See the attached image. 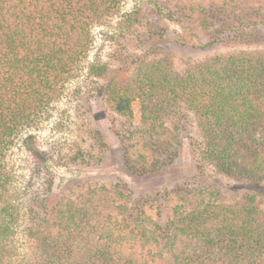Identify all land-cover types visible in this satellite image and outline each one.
I'll return each mask as SVG.
<instances>
[{"label": "trees", "instance_id": "16d2710c", "mask_svg": "<svg viewBox=\"0 0 264 264\" xmlns=\"http://www.w3.org/2000/svg\"><path fill=\"white\" fill-rule=\"evenodd\" d=\"M239 1L264 3H233L239 7ZM121 2L0 0V264H6L17 219L9 200V152L19 137L51 117L66 85L83 68L93 26L115 14ZM157 9L184 28L185 21L200 16L197 20L211 40L196 42L179 33L178 43L184 46L204 49L220 41L264 40V13L258 9L250 17L223 11L215 2L203 9L198 4ZM127 58V64H134L127 77L111 75L105 63L92 65L90 73L109 78L99 91L129 119L127 131L116 129L117 134L125 140L138 132L141 148L153 153L149 161V155L139 151L136 157L124 145L128 170L132 176L148 177L151 169L181 161L187 138L195 173L169 187L179 194L176 205L158 204L157 209L145 191L126 186L124 196L119 185L114 190L119 198L108 197L106 210H99L100 201L88 205L87 195L57 193L47 170L48 192L36 196L37 206L30 210L40 219L34 227L32 223L30 236L40 241L47 264H264V50L217 54L182 68L151 52ZM137 99L143 123L132 130ZM32 138L28 134L25 141ZM32 153L42 166L47 163L45 151L32 146ZM238 188L244 190L240 199L221 202L223 192L237 194ZM75 232L82 243L72 239Z\"/></svg>", "mask_w": 264, "mask_h": 264}, {"label": "rangeland", "instance_id": "374dc122", "mask_svg": "<svg viewBox=\"0 0 264 264\" xmlns=\"http://www.w3.org/2000/svg\"><path fill=\"white\" fill-rule=\"evenodd\" d=\"M211 2L221 6L223 11L225 8L229 9L231 14L235 13L238 17H250L257 9L264 13V3L246 1H239L238 7L233 0H122L115 14L93 26V44L79 75L66 85L54 104L51 117L39 129L19 137L9 152L7 164L12 172L9 200L16 209L17 219L15 234L8 246L6 264H47L40 241L30 236V227L40 222V219L33 218L34 213L30 210L37 206L36 196L47 194V186L51 181L49 174H46L47 170L51 172L53 189L57 193L73 198L87 195L91 198L88 205H97L100 201L99 210H106L108 197L119 198L114 192L119 185L118 189L124 190V196L129 193L126 186H133L139 193L145 191L147 197L153 200V207L157 209L158 204L172 206L179 203V194L174 190L169 191V187L182 178H191L195 173L191 165L189 140L185 139L181 161L151 169L148 177L132 176L124 163L121 148L128 145L134 156L139 157L140 151L146 157L149 155V161L153 160V153H147L146 149H142L143 146L141 148L143 142L138 132L134 134V138L125 140L117 134L116 129L121 134L127 131L125 121L129 119L115 111L99 91L109 78L91 75L90 68L94 64L105 63L109 65L108 73L124 78L134 65L131 60L130 65L127 64L128 58L124 59L128 54L137 56L151 52V56L156 58L170 57L176 68H182L188 61L217 54L244 49L264 50V40L250 43L220 41L204 49L190 44L181 45L177 40L179 33L196 42L199 39L205 42L211 40L209 30L199 21L200 16L194 15L189 21H185L184 28L165 18L157 9V5L167 11L195 4L203 9L209 7ZM186 13L190 15V11L187 10ZM151 47L154 49L151 50ZM132 109L131 129L135 130L143 123L140 99L132 103ZM31 133L33 138L30 144L25 141V137ZM32 146L48 154V161L43 166L32 153ZM206 170L211 172L210 167ZM214 179L210 176L211 181ZM211 187L216 188V182H212ZM218 190L221 192V189ZM243 191L238 188L237 194L223 192L221 202L231 203L240 199ZM103 198H106L104 203L101 201ZM261 205L264 209V199ZM152 212L157 213V210ZM93 224L94 222L87 225L88 232L93 231ZM45 226L40 228L45 231ZM81 237V234L75 232L72 239L76 243H82Z\"/></svg>", "mask_w": 264, "mask_h": 264}]
</instances>
